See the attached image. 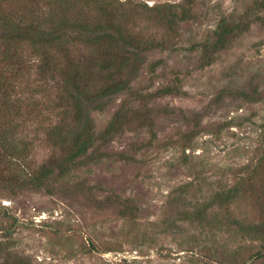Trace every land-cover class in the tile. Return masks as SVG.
I'll return each mask as SVG.
<instances>
[{"label":"rangeland","instance_id":"obj_1","mask_svg":"<svg viewBox=\"0 0 264 264\" xmlns=\"http://www.w3.org/2000/svg\"><path fill=\"white\" fill-rule=\"evenodd\" d=\"M65 1L0 0V12L18 29L49 31L50 18L69 14ZM97 1L137 40L140 60L123 82L134 107L153 109V125L134 120L49 192L19 188L60 155L56 127L68 138L81 124L59 104L65 78L42 68L56 50L16 40L25 72L0 95V264H264V0ZM222 22L241 31L216 52ZM76 45L70 55L88 65L90 51ZM173 84L185 94L151 99ZM128 98L94 112V131ZM247 164L255 193L224 202Z\"/></svg>","mask_w":264,"mask_h":264},{"label":"trees","instance_id":"obj_2","mask_svg":"<svg viewBox=\"0 0 264 264\" xmlns=\"http://www.w3.org/2000/svg\"><path fill=\"white\" fill-rule=\"evenodd\" d=\"M65 3L71 11L69 10V14H65L66 16L61 21L50 18L51 26L47 24L49 31L45 28L39 31V26L36 23L28 22L25 25L26 28L18 29L15 27L18 25L15 16L8 15L9 17L4 18L0 12V27L3 31L0 36V95L10 90L13 92L17 81L25 72H22L23 61L15 41L18 39L28 40L43 47L49 46L56 52L54 51V55L44 54L42 68L44 72H48L54 77L60 75L65 78V87L69 90V94L63 98L60 97L59 104L63 103L67 118L75 116V119L81 124L72 133V139L65 137L66 132L63 130V124L56 127L54 135L56 139L58 138V147L61 148L60 155L53 157L38 170L28 172L19 187L23 189L48 191V186L52 181L67 179L75 171H80L88 164L96 162L102 157L100 155L102 148L125 130V127L131 125L134 120H139L143 126L153 125L155 116L153 109L148 106V103L145 108L134 107L135 99L133 93L130 92L129 82H123L126 65L132 60H140V56L130 49L136 45L135 37H132L127 31L120 18L116 19L112 13H108L109 7L102 4L103 2L66 0ZM108 4L110 6V3ZM73 31L84 32L80 35L81 38L70 39L74 35ZM239 31H241L240 27L230 29L222 22L215 32L217 39L212 48H216V52L219 51L225 46L228 38L233 36L234 32ZM76 44L84 45L90 51L88 65H81L70 55L73 51L72 47H75ZM210 53L212 55V51ZM118 94H124L133 99L128 98L123 102L104 131L95 132L92 114L98 110L103 112L104 106L114 95ZM184 94L181 85L173 84L159 89L151 95V99ZM28 148L29 144L25 145L24 151ZM119 157L127 159V156L123 154ZM244 170L249 177H244ZM238 174L240 175L239 184L221 195L224 196V202L234 200L242 191L246 194L255 193L254 181L250 175H257V169H253L247 164L240 169ZM15 180H19V178L17 177ZM262 180L264 181V179ZM260 226L255 229L258 230ZM251 232L253 233L252 230Z\"/></svg>","mask_w":264,"mask_h":264}]
</instances>
